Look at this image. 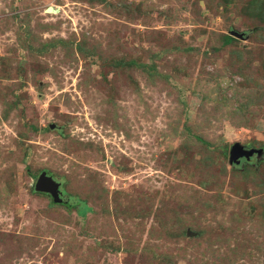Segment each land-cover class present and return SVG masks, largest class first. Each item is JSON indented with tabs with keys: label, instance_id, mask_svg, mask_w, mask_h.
<instances>
[{
	"label": "rangeland",
	"instance_id": "1",
	"mask_svg": "<svg viewBox=\"0 0 264 264\" xmlns=\"http://www.w3.org/2000/svg\"><path fill=\"white\" fill-rule=\"evenodd\" d=\"M235 144L264 148V0H0V264H264Z\"/></svg>",
	"mask_w": 264,
	"mask_h": 264
},
{
	"label": "water",
	"instance_id": "2",
	"mask_svg": "<svg viewBox=\"0 0 264 264\" xmlns=\"http://www.w3.org/2000/svg\"><path fill=\"white\" fill-rule=\"evenodd\" d=\"M47 11L53 12V9L49 8ZM231 35L240 39L245 38V34L237 31H231ZM51 128H55V125H51ZM263 154V148H246L241 144H235L232 146L230 151V163L232 165H240L242 160L250 161L253 157H260ZM35 190L38 193L51 196L55 203H61L64 201L62 198L63 192L61 190V183L58 182L52 175H49L47 171H43L39 175L35 185Z\"/></svg>",
	"mask_w": 264,
	"mask_h": 264
},
{
	"label": "trees",
	"instance_id": "3",
	"mask_svg": "<svg viewBox=\"0 0 264 264\" xmlns=\"http://www.w3.org/2000/svg\"><path fill=\"white\" fill-rule=\"evenodd\" d=\"M255 4V2H253ZM255 6H251V10H254ZM235 40L234 36H225V44H231ZM264 149V148H263ZM64 193L62 195V198H64ZM86 212H84L85 214Z\"/></svg>",
	"mask_w": 264,
	"mask_h": 264
},
{
	"label": "bare ground",
	"instance_id": "4",
	"mask_svg": "<svg viewBox=\"0 0 264 264\" xmlns=\"http://www.w3.org/2000/svg\"><path fill=\"white\" fill-rule=\"evenodd\" d=\"M50 13V12H49Z\"/></svg>",
	"mask_w": 264,
	"mask_h": 264
},
{
	"label": "flooded vegetation",
	"instance_id": "5",
	"mask_svg": "<svg viewBox=\"0 0 264 264\" xmlns=\"http://www.w3.org/2000/svg\"><path fill=\"white\" fill-rule=\"evenodd\" d=\"M65 195V194H64Z\"/></svg>",
	"mask_w": 264,
	"mask_h": 264
}]
</instances>
